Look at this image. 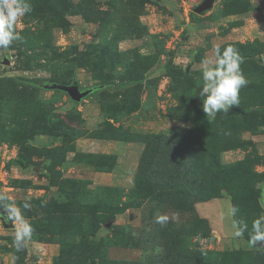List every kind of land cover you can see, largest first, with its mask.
I'll return each instance as SVG.
<instances>
[{
	"label": "rangeland",
	"instance_id": "rangeland-1",
	"mask_svg": "<svg viewBox=\"0 0 264 264\" xmlns=\"http://www.w3.org/2000/svg\"><path fill=\"white\" fill-rule=\"evenodd\" d=\"M198 1L0 0V264H264V0Z\"/></svg>",
	"mask_w": 264,
	"mask_h": 264
},
{
	"label": "water",
	"instance_id": "water-1",
	"mask_svg": "<svg viewBox=\"0 0 264 264\" xmlns=\"http://www.w3.org/2000/svg\"><path fill=\"white\" fill-rule=\"evenodd\" d=\"M214 3V0H201V2L194 7L195 13H202L209 10ZM3 63H8L7 58L3 59ZM188 71V67L186 68ZM53 89H58L66 93L73 101H80L93 91V87L87 89H80L77 80L74 78L70 84H57L54 83L51 85ZM0 219L5 227H11L10 221H8L7 216L4 212L0 211ZM258 247H264V238L260 239L257 242Z\"/></svg>",
	"mask_w": 264,
	"mask_h": 264
},
{
	"label": "trees",
	"instance_id": "trees-1",
	"mask_svg": "<svg viewBox=\"0 0 264 264\" xmlns=\"http://www.w3.org/2000/svg\"><path fill=\"white\" fill-rule=\"evenodd\" d=\"M195 15V14H194ZM25 82H28L29 84H33V85H35V86H39L40 88H46V86H45V84H47V83H42V82H38V81H29V80H25ZM52 84H54V83H52ZM57 84H59V83H57ZM60 84H63V83H60ZM110 85H109V83H102V84H100L99 85V87H103V88H108ZM95 87H93V89H94ZM151 142V141H150ZM149 142V143H150ZM152 144H153V142L148 146V148H150V147H154L155 145H153L152 146ZM170 146H171V144L170 143H164L162 146H161V148H160V146L158 147V146H156L155 147V149H154V151H153V154L151 155V160H155V155H157L159 152H163V153H165V152H167L168 151V149H170ZM194 167H193V171L195 170L196 172H197V174H198V169H197V165H196V163H194ZM164 171H167V168L164 170ZM261 189L263 190L264 189V185L261 187ZM261 202L264 204V197H263V195H262V199H261Z\"/></svg>",
	"mask_w": 264,
	"mask_h": 264
},
{
	"label": "crops",
	"instance_id": "crops-1",
	"mask_svg": "<svg viewBox=\"0 0 264 264\" xmlns=\"http://www.w3.org/2000/svg\"><path fill=\"white\" fill-rule=\"evenodd\" d=\"M114 173H104L102 176L105 177H112Z\"/></svg>",
	"mask_w": 264,
	"mask_h": 264
},
{
	"label": "flooded vegetation",
	"instance_id": "flooded-vegetation-1",
	"mask_svg": "<svg viewBox=\"0 0 264 264\" xmlns=\"http://www.w3.org/2000/svg\"><path fill=\"white\" fill-rule=\"evenodd\" d=\"M201 2V0L198 1V4Z\"/></svg>",
	"mask_w": 264,
	"mask_h": 264
}]
</instances>
